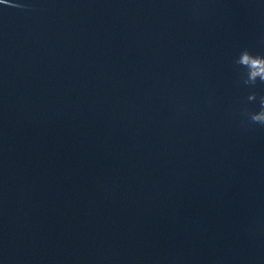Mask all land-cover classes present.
<instances>
[{
    "label": "clouds",
    "instance_id": "9594fccd",
    "mask_svg": "<svg viewBox=\"0 0 264 264\" xmlns=\"http://www.w3.org/2000/svg\"><path fill=\"white\" fill-rule=\"evenodd\" d=\"M232 63L237 84L249 90L238 109L240 124L242 127H264V95L255 91L264 86V55L242 48L233 57ZM251 104H257L258 107L252 109L249 107Z\"/></svg>",
    "mask_w": 264,
    "mask_h": 264
}]
</instances>
